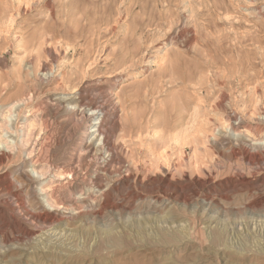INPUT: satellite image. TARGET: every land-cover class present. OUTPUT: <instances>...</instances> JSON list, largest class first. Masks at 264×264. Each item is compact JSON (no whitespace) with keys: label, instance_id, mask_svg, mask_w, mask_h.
Listing matches in <instances>:
<instances>
[{"label":"rangeland","instance_id":"rangeland-1","mask_svg":"<svg viewBox=\"0 0 264 264\" xmlns=\"http://www.w3.org/2000/svg\"><path fill=\"white\" fill-rule=\"evenodd\" d=\"M101 92L111 155L76 152ZM0 125V264H264V0H0ZM37 158L102 193L45 221Z\"/></svg>","mask_w":264,"mask_h":264},{"label":"bare ground","instance_id":"bare-ground-1","mask_svg":"<svg viewBox=\"0 0 264 264\" xmlns=\"http://www.w3.org/2000/svg\"><path fill=\"white\" fill-rule=\"evenodd\" d=\"M45 74L47 77L48 73H45ZM124 81L125 80L119 81L117 79H113V80H110L109 83H110V85L114 86V85L123 83ZM103 93L101 92L100 94L95 96V98L91 99L90 101H88L87 96H85L86 94L85 95L80 94L78 97L75 98L77 100H75V102L72 103V106H70V105L66 106V111H67L66 112L67 113L66 120L72 121L73 119L76 118L75 123L73 122L74 123L73 126H74L75 130H80L79 144L76 145V148H75L76 152H78V151L84 152L86 150H89L92 143L99 140V142L101 143V146H102L100 148L102 150L106 151L107 153H109V155H111L110 131L108 130L107 126H108V122L111 121V119H112V116L114 114L113 110L115 108L114 109H112L113 107L111 108V104L113 103L112 98H110V99H109V97L106 98V95H104ZM72 99H74V97ZM61 100L66 101L68 99H65V98L62 99L61 98ZM90 119H93L94 121H93L90 129L87 130L86 125L88 123V120H90ZM228 120H230V119H228ZM230 124H231V121H230ZM31 126L32 125H30V130H31V128H33ZM232 128H234V126H232ZM4 129H7V128H4ZM30 130L27 134H26V131L24 133V130H23L22 131L23 133L18 135V137L20 138V143H21L22 147H24V149L27 148L29 145L32 146L31 151L28 153L29 157H31L32 154L35 152L36 147H37V142L39 140V137L38 138L34 137V135H36V133H34L35 129L34 130L32 129V131H30ZM11 133L12 132H10L8 130L4 131L0 125V161H3V159L5 158V154H6L5 149H9V147L11 148V146H14L13 145L14 142L12 144V139H14V138H11V136H10ZM239 133H241V132L239 131ZM7 134H9V136H6ZM235 135L234 136L237 138L238 134H235ZM240 136H241V134H240ZM240 136L238 135V138ZM24 138H26L25 141L23 140ZM34 138H35V143L33 141ZM253 140H254V142H252V143L254 145L264 148L263 142L258 141V139H253ZM40 148H43V145ZM9 151L11 152L12 149L11 150L9 149ZM246 153L249 154V156L252 155L247 150H246ZM79 157H80V155H79ZM83 157H85V156H83ZM109 160L110 159H108V158L104 159V162H102L103 165H107L109 163ZM29 162H31V161H29ZM88 163H90V165H91V163H93V162L89 161ZM66 168L65 167L54 168V167H50L49 165L48 166H41V164H39V158H37L34 162L31 163V168L27 169V172L31 174L34 183H38L37 189H36L38 194L44 195L43 198H44L45 206L43 209L44 211H42V214L44 216L45 221H47L49 218H50L49 220L54 219L55 211L58 210L60 205L63 203V202L62 203L60 202V199L61 200L62 199H64V200L70 199V201L73 200L79 204L85 203L87 201L95 202L97 200V196L103 190L102 189L103 186L99 182L98 173L94 172L95 174H93V175H87L88 174L87 173V174H85L86 176L84 177V175H83L84 173L81 174V172H80L81 170L78 171L75 168H68V169H66ZM102 169H104V167ZM70 176L74 177L75 180H79V178H82L81 181L83 183V186L80 190H75V191L71 190L69 188L70 186L73 185V183L71 181H67L65 183L60 182L62 185L58 186L57 184H55L53 179H50V178H54V179L59 178V180L63 181V179L66 180ZM48 180H49V182H48ZM85 187L87 188V191L89 192L88 194H85V192H84ZM52 188H53V190L54 189L56 190L57 194L55 193V194L50 196L48 194H50V189L52 190ZM94 195L96 197H95L94 201H92L91 196H94ZM21 203L23 204V201H21ZM57 233L58 232L56 231L54 234H57Z\"/></svg>","mask_w":264,"mask_h":264}]
</instances>
